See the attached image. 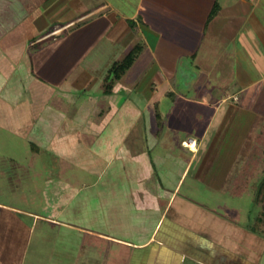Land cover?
I'll return each mask as SVG.
<instances>
[{
	"label": "crops",
	"instance_id": "obj_1",
	"mask_svg": "<svg viewBox=\"0 0 264 264\" xmlns=\"http://www.w3.org/2000/svg\"><path fill=\"white\" fill-rule=\"evenodd\" d=\"M85 1L0 0V264H26L39 222L51 232L59 227L61 264H103L116 249L141 250L142 259L161 264L163 258L150 253L171 242L166 234L176 233L179 213L193 206L217 218L203 201L199 207L181 193L205 148L221 158L218 165L208 159L204 180L215 187L225 163L247 144L242 164L234 175L228 170L222 186L233 198L247 191L255 198L250 190L234 196L230 187L264 124V6L243 5L248 0ZM84 25L94 27L97 42L113 44L102 69L77 60ZM137 45L133 64L104 91L109 69ZM147 52L156 61L128 78ZM62 53L66 72L47 77L54 67L44 65L61 66ZM251 108L258 125L246 143ZM86 171L93 180H82L78 172ZM204 176L192 178L193 185ZM22 187L41 189L40 210L29 207L35 198L22 195ZM229 223L225 232L238 233L237 222Z\"/></svg>",
	"mask_w": 264,
	"mask_h": 264
},
{
	"label": "rangeland",
	"instance_id": "obj_2",
	"mask_svg": "<svg viewBox=\"0 0 264 264\" xmlns=\"http://www.w3.org/2000/svg\"><path fill=\"white\" fill-rule=\"evenodd\" d=\"M95 1L101 3L103 1H108L113 4L114 1H116L117 6H142L139 5V3L128 5L122 0H86L85 3L87 6H91V4H93ZM257 1L248 0L243 5L264 6V0L259 2ZM89 2L91 3L90 5H88ZM237 6L242 5L238 4ZM132 13L133 15H137L134 10ZM132 21L133 19L129 20V22ZM76 30L77 29H75V31ZM82 30H85L86 34L84 35V41H81L82 43L79 45V49L77 50V60L81 61L86 67L91 66L96 67L98 70L99 68L102 69V67L106 65L107 61L109 60L111 55V47H113V44L109 43V41L97 42L98 40L95 33H92L94 31V27L92 26L85 27L84 25ZM137 40H139V38H137ZM74 44L78 45L79 43L77 44L74 42ZM62 55L64 58L68 57L65 53H62ZM151 56L154 57L155 55H152L150 52L145 53L138 61L136 66L130 72H128V78L135 77V74L138 73L137 70H140L142 67H144V64H148L151 60L156 61L155 58H150ZM68 61L69 60L67 58V60H64V62L61 63V66L58 64H49L51 61L44 65V67H54L52 70L51 68H48V70L52 71L53 73L51 76L47 77H51L53 79L61 78V76H63V74L66 72L65 70L68 68ZM239 61L241 62V65H243L245 62L249 61V59ZM244 78L245 80H250L253 78V75L245 74ZM199 79L204 80L205 78L204 76H201ZM257 88L259 87L257 86L256 89ZM253 91L254 88L247 92L249 93ZM232 107L233 105L231 103L230 108L232 109ZM251 110H253V114L245 116L247 120L245 133L246 143H249L250 140L248 136L250 134L253 135V133L256 131L255 128H257L258 125V115L254 109L251 108ZM250 139H252V136ZM234 141H236V139H234ZM247 148L248 147L246 144L244 152L243 149L242 151L240 149V153H235L234 155L232 154L231 158L229 159V163H225V165H227V169L220 174L219 180L217 181L215 187L206 186L208 181L204 180L208 177V173L206 171L208 166H210L208 159L218 165V162L221 158L219 156H213L209 154V151L206 148L202 150V152L197 157V160L192 165L188 177L181 187V193H190V197L195 200V205H199V207L202 205V203L198 201H203L209 207V212L215 214L217 218H211L210 215L206 216V214L202 215L198 211L194 210L193 206L187 207L186 210L182 211V213H179L180 215L177 216L176 233H174L173 236L168 233L166 234L168 237H170L171 242L166 245L162 244L160 250L157 253H150L152 251L151 249L145 250L144 253L149 252L150 254H157V256L159 255L163 258H161V264H264V224H262L261 234H258L252 229L254 218L256 214L264 208V203L256 201L252 193L249 191H247L243 197L233 198L228 194L226 187L222 186L224 182L222 181V177L227 175L229 169L231 170L228 172V175H234L237 172V168L242 164V161L245 158ZM89 156L90 155L88 154L86 157L89 158ZM223 161H225V159L222 160V162ZM78 173L84 175L82 176V180L85 181H88V179L91 177L90 172L87 171ZM199 174L205 176L201 178L200 182H198V185L196 184V186H194L192 178ZM91 179L93 180V177L90 178V180ZM72 188L73 186L71 189ZM34 189L35 188L22 187L21 193L22 195L25 193L29 197L34 196L35 204L28 203L29 207L34 210V206H36L38 210H40L44 204L43 200H40L41 198H39L42 195V192L41 189L39 190V188L36 190ZM188 189H190L191 192ZM4 201L8 204H18V201ZM19 205L22 207H28L26 202H22ZM231 220H235L239 227V232H235L234 235L232 230H230L231 232H225L224 230L226 223L228 222V224H230L229 221L231 222ZM78 223L82 224L81 222ZM58 230L59 227L54 226L51 232L50 228H47L45 224L41 222L38 223L37 227L33 229L30 235L32 241L30 242L31 247H29V250L27 251L26 264H47L50 261V256L52 257V255L55 256L53 264L63 263L62 259L60 258L62 253L60 252V248L57 246ZM74 253V250L69 251L71 261H74ZM141 257V250L133 249L131 251L124 252L119 249L108 250L106 260L103 264H151L152 260L147 261Z\"/></svg>",
	"mask_w": 264,
	"mask_h": 264
},
{
	"label": "trees",
	"instance_id": "obj_3",
	"mask_svg": "<svg viewBox=\"0 0 264 264\" xmlns=\"http://www.w3.org/2000/svg\"><path fill=\"white\" fill-rule=\"evenodd\" d=\"M215 8L211 17L216 13ZM140 53V46H135L124 59L113 64L105 78L104 91L110 92L113 85L119 80L124 73L133 64ZM264 113V107L261 108ZM250 190L255 195V200L264 203V124L258 132L250 155L243 169L233 180L230 192L238 196ZM262 224H264V208L260 210L253 221L252 229L257 233H262Z\"/></svg>",
	"mask_w": 264,
	"mask_h": 264
},
{
	"label": "built area",
	"instance_id": "obj_4",
	"mask_svg": "<svg viewBox=\"0 0 264 264\" xmlns=\"http://www.w3.org/2000/svg\"><path fill=\"white\" fill-rule=\"evenodd\" d=\"M190 145H192V143H190Z\"/></svg>",
	"mask_w": 264,
	"mask_h": 264
},
{
	"label": "bare ground",
	"instance_id": "obj_5",
	"mask_svg": "<svg viewBox=\"0 0 264 264\" xmlns=\"http://www.w3.org/2000/svg\"><path fill=\"white\" fill-rule=\"evenodd\" d=\"M189 142V141H188ZM192 146V145H191Z\"/></svg>",
	"mask_w": 264,
	"mask_h": 264
}]
</instances>
